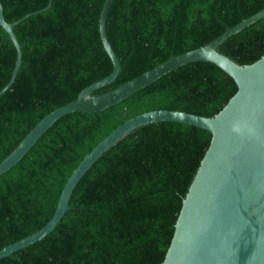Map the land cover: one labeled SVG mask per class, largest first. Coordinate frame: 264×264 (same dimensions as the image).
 <instances>
[{"label": "trees", "instance_id": "16d2710c", "mask_svg": "<svg viewBox=\"0 0 264 264\" xmlns=\"http://www.w3.org/2000/svg\"><path fill=\"white\" fill-rule=\"evenodd\" d=\"M49 0H0L12 22ZM104 0H50L16 23L21 59L0 93V160L47 112L74 100L112 70L98 20ZM264 7V0H113L106 32L120 62L105 92L170 55L214 39ZM217 50L240 64L264 55V15L229 35ZM15 48L0 25V88ZM234 79L208 61L182 64L124 100L57 118L0 174V248L40 229L82 157L126 119L155 108L216 113L236 91ZM210 132L175 121L144 124L102 153L76 183L69 207L42 239L0 264H160L182 199Z\"/></svg>", "mask_w": 264, "mask_h": 264}, {"label": "water", "instance_id": "95a60500", "mask_svg": "<svg viewBox=\"0 0 264 264\" xmlns=\"http://www.w3.org/2000/svg\"><path fill=\"white\" fill-rule=\"evenodd\" d=\"M113 0H104L98 20L103 49L112 70L77 94L74 100L43 115L0 160V174L12 167L60 116L73 112H93L110 107L155 81L170 70L193 61H208L230 75L236 91L213 115L206 116L179 109L155 108L140 112L113 128L78 162L66 179L48 221L37 231L0 248V258L26 247L47 235L69 207L76 183L87 169L120 138L148 123L175 121L210 132L209 144L182 199L173 234L160 264H264V55L251 63L240 64L219 52L217 47L229 35L264 15V7L227 27L206 44L170 55L133 78L105 92H92L113 81L120 71L119 58L109 42L106 17ZM25 13L9 22L0 2V25L15 48V60L8 81L12 83L21 59V48L13 27Z\"/></svg>", "mask_w": 264, "mask_h": 264}]
</instances>
